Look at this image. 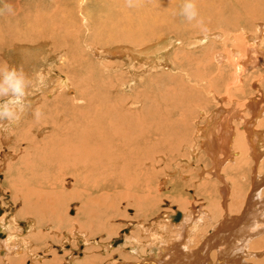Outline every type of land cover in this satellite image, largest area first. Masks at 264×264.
Wrapping results in <instances>:
<instances>
[{
  "label": "rangeland",
  "instance_id": "rangeland-1",
  "mask_svg": "<svg viewBox=\"0 0 264 264\" xmlns=\"http://www.w3.org/2000/svg\"><path fill=\"white\" fill-rule=\"evenodd\" d=\"M149 1L0 0V36H3L5 41L0 46V54L3 56L0 55V58L2 61L4 60L3 73H6H2L0 78L2 84L0 85V127L4 126L0 129V175L3 176V179L0 178V205L5 207V213L0 216V221L6 222L10 228L7 232L0 228V235L6 236L0 238V242L7 239L10 247L18 248L17 251L11 250L13 252L10 254L5 252L6 254L0 255V264H144L150 257L158 255L159 250H153V245L161 243L169 237L181 239L187 235L190 248L198 249L212 237L210 234L219 227V223L227 219L233 218L234 221L235 219H247L250 221L248 222L250 225L254 222L255 225L260 223L258 226L264 224V205H262L264 202L262 203L261 200L264 201V147H260L261 144L264 146V65L260 62L255 66L248 65L250 56L245 50L246 45L254 43L250 42V39L255 37L254 41L257 42L260 49L257 56L260 55L258 58L261 62L264 61V54H262L264 53V6H259L255 0L247 3V8L252 12L262 11L259 16L254 17L247 16L242 8L237 6L235 13L240 11L239 15L235 16L236 19L233 17L234 20L231 24L226 23V25L225 23L220 24L216 18L212 19L206 13L197 10L204 2L203 0H152V3ZM130 6H133V9ZM9 8L11 11H8ZM218 8L223 10L222 7ZM166 9L167 13H170L171 10L175 17L173 22L169 21V18L167 19L170 22L169 26L171 25L169 29L157 32L154 38L146 39L141 47L136 44V48L132 46L133 43L131 45V42L126 40V37H123V34L124 36L126 34L124 33L126 32L125 25L121 21V18L124 17V10H126L125 15L130 10V16L132 15L135 20H138L140 13L143 15L146 11L151 10V12H155L154 14H158L159 10ZM224 13L227 18L226 12ZM99 17L101 18L99 19ZM114 31L115 34H113ZM13 35L15 39L11 40L10 36ZM113 37H116L115 40ZM24 38L27 40H23ZM158 40L162 43L163 41L168 43L172 41L173 45L169 51H161V55L157 54L159 57L156 56L153 63L148 64L146 60L132 58L131 50L146 48V45L153 44V42L161 43ZM129 46L131 47L129 48ZM234 50L238 57L237 60L241 59L238 61L240 66L244 69L240 75L238 74L237 83L234 81L236 79L235 69L228 64L225 57L221 58V54L223 55L224 52L228 57H232L231 54ZM71 62H75L76 65L73 63L70 65ZM207 63L210 65L205 67ZM34 71L40 73L41 80L49 86L47 91L53 89L55 92L46 93L40 87L41 82L37 77L33 81L31 79L27 87L28 98L32 102L28 109L29 115L38 107L36 105L41 104H37L39 100L47 101L38 115L58 122L64 121L67 124L66 128L71 123L80 129L88 128V126L95 127L96 124H99V120L109 116L107 110L114 102L113 96L112 98L107 96V85L111 81L110 79H113L114 84L116 83L119 97H132L135 92H140L139 101L141 104L144 102L145 105L147 101L146 106H149L151 111L160 112L157 113V118L166 113L172 115L174 111L175 114L173 113L172 116L175 120L181 119L183 114L187 115L189 109L182 107L183 102L179 101L180 97L184 95V90L187 92L196 90L197 93H194L195 90L192 92L195 94L192 95L195 98L191 97L192 100L190 99L192 103L190 108H192L191 111L193 110L190 111L191 117H189L190 113L187 115L190 118L187 123L190 136L187 142H183L185 144L173 152L170 157L167 159L164 156L159 157V168L156 169L157 177L152 180L151 185L146 186L150 200L146 201L140 215L137 214L139 211L136 208L129 206L127 199L120 204L112 200L117 207L115 211L109 210L108 206L105 208L103 203L96 206L95 213L99 216L96 226L79 220L81 214L79 215L77 209L80 203L77 202V198L71 203L69 198L64 199L65 201L61 200L59 202L61 206L57 210L48 209L45 211V215L41 216L29 213L28 210L18 211L21 210L23 202L15 192L22 182L28 181L31 167L26 160H22L19 156L13 157V155L21 154L28 145L20 140L14 142V137L4 136L3 132L6 131L7 126L12 124L7 123L10 115L18 114L19 104L16 105L14 94L25 87L26 79L23 80L22 76L35 75ZM69 74L76 76L82 91L89 88L86 95L90 102H87L85 96H73L66 92L68 95L61 98L58 94L62 88L57 84L63 82L65 86H72ZM86 77L88 78L86 79ZM177 79H180L181 82H177ZM85 83L88 85L86 88ZM120 83L123 85L120 86ZM229 83L233 88H229L228 95L226 93ZM164 91H167L165 92L167 96L164 95ZM169 91L170 93H168ZM177 92H181L182 95L176 96ZM37 95L39 98L36 97ZM142 97H145L144 100ZM165 97H168L169 100ZM183 97L186 99L188 95ZM226 98L230 100H224ZM253 100L255 102L251 103ZM148 103L151 104L148 105ZM178 103L181 105L179 106ZM173 106L174 108H172ZM86 107L87 109H85ZM233 111H238L239 120L228 117ZM255 114L257 118L253 121L254 123H251V126L250 124L246 126L245 118H248V115L249 117L255 116ZM91 117L92 119H90ZM225 117L233 121L235 129L225 135L228 136L226 140L228 153L218 152V160L222 163L220 162L219 167H215L213 159L206 154L203 143L211 138L210 132L206 131L209 129L207 127H211L215 120L220 122V120L226 119ZM92 120H95L94 123ZM77 121H81V123H77ZM181 128L183 129V127L176 129L180 130L183 135ZM219 129L221 128L219 127ZM45 131L47 130H37L34 137L42 139L45 137ZM248 132L252 134L251 137L248 136ZM175 136L180 138L177 134ZM248 138L253 140L255 146L253 149ZM222 143L224 145L225 142ZM234 148L235 157L231 153ZM230 155L232 156L229 157ZM31 159L33 165L40 163L36 154ZM65 181L64 189L66 193H70L73 179L66 178ZM255 181L261 183L260 194L263 195H260L259 198L257 194H254ZM26 182L24 185L27 184ZM77 197H79L78 193ZM177 211L188 215L189 219H192L191 222L186 223L185 226H181V222H173L171 215ZM253 212L258 215L253 216ZM32 215H35L36 219ZM13 217L16 219L15 223L12 220ZM32 219L38 221V226L33 229L29 224ZM0 227L2 226L0 225ZM126 230H129L128 234L125 233ZM18 231L21 234L20 237L16 236ZM237 231L238 228L234 232ZM31 232L33 233L31 234ZM240 235L238 233L234 238L232 233L230 238L232 239L231 243L237 240L239 244L244 243H241L243 247L240 246L241 250H238L243 254L242 264L263 262L264 233L260 236ZM22 238L26 239V242H23ZM18 242L21 243L19 244L21 249L17 246ZM114 242L119 243L115 245ZM213 250L216 253L218 249L216 247ZM214 251H211L212 254L210 253L211 255L209 254L208 257L210 264L220 262L213 257ZM152 258L155 259V257ZM230 258H234V256ZM222 261L225 259L222 258Z\"/></svg>",
  "mask_w": 264,
  "mask_h": 264
},
{
  "label": "bare ground",
  "instance_id": "bare-ground-1",
  "mask_svg": "<svg viewBox=\"0 0 264 264\" xmlns=\"http://www.w3.org/2000/svg\"><path fill=\"white\" fill-rule=\"evenodd\" d=\"M151 1L152 0H150L149 3ZM203 1L204 2H202V3L199 2V3H201V6H199V8L197 10L198 11L201 10L202 12H204L207 15H209L210 17H212V19L216 18V21H219L220 24L221 23H223V24L224 23L225 24L230 23L231 24V22H233V20H234L233 17L235 18V16L239 15V13H240V11H238V13H235V9L237 8V6L242 8L243 12L247 16H250V17L259 16L262 13V11L260 9H258V10H260L261 12L257 10L258 12L254 13L247 8V5H248L247 3H250L251 0H230V1L229 0H209V1L203 0ZM255 1L259 4V6H264V0H255ZM196 4H197V2H196ZM130 7H132V9H133V6H130ZM218 7H222L223 10H220ZM149 8H150V6H149ZM165 8H162V9H165ZM217 9H219V10H217ZM152 10H155V9L152 8ZM124 11L126 12V10H124ZM159 11L160 12L158 14H154L155 12H151V10H148L143 15H141V13L139 12L142 17L139 15L140 18L138 20H135L134 17H132V15L130 16V13H129L130 10H129V12H127L129 16L127 15V13L125 15L124 14L125 12H124L123 15H124V17L125 16L126 17L121 18V21L125 25L126 32H124V33H126V34H125V36L123 34V37H126V40L130 41L131 45L133 43L132 46L136 48V44L140 45V47H141V44L143 42H145L146 39H148L150 37L154 38L155 35L157 34V32L169 29L171 25L169 26L168 23H170L169 21L173 22V20H174L173 18H175L174 14L172 13L171 10H170V13H167V9L164 11H162V10H159ZM224 12H226L227 18H225ZM131 14H132V11H131ZM245 14H244V16H245ZM100 18L101 17H99V19ZM111 19H113V18H111ZM167 19L169 21H167ZM96 21H97V19H96ZM215 23H218V22H215ZM230 24H228V25H230ZM115 28H116V26H115ZM105 32H106V27H105ZM120 32H121V30H120ZM122 32H123V30H122ZM32 33H34V32H32ZM117 33H119L118 30H117ZM113 34H115V31ZM1 35H3V34H1ZM32 35H30V36H32ZM34 35H36V34H34ZM107 36H108V34H107ZM111 36H113V35H111ZM120 36L122 37L121 34H120ZM116 37H117V35H116ZM12 38L15 39V36L14 35L10 36L11 40H12ZM115 38L113 37L114 40H115ZM258 38H259V35H258ZM4 39L6 40V38H4ZM25 39L26 38H24L23 40H25ZM113 39H111V40H113ZM255 39H256L255 37H252V39H250L251 40L250 42H254V43H251L250 45L245 46V50L248 51L247 55L250 56L249 61H248V63H249L248 65L255 66V65H258L259 62L264 65V63H263L264 61L261 62V60L258 58V56H260V55L257 56L258 51L260 49L257 46V42L254 41ZM3 41H4L3 36H0V46L2 45ZM8 41H7V43H8ZM156 41H157V39H156ZM158 42L162 43V41H160V40H158ZM169 42H171V43H168L167 41H163L162 44L158 43V44H161L160 46L153 42V44L146 45V48L143 47L141 49L131 50L132 51V54H131L132 58L136 59V60L137 59L146 60L148 62V64L153 63L156 56H158L157 54H160L161 51H169L171 49L173 42L172 41H169ZM130 47L131 46H129V48ZM242 54H244V53H242ZM262 54H264V53H262ZM241 55H239V56H241ZM221 56H222L221 57L222 59L225 57L228 60V64L235 69L236 79L234 77V79H235L234 81L237 83V79L239 77L238 74L240 75L244 70L243 67L240 66V64L238 62L241 59L237 60L238 57L236 55L235 50L231 54L232 57H228L225 54V52L223 53V55L221 54ZM1 57H3V56L1 55ZM160 58H162V57H160ZM242 58H244V57H242ZM130 60H132V59H130ZM14 61H16V60H14ZM3 62H4V60L2 61L0 58V78H1V75H2L3 70H4V63ZM244 62H245V60H244ZM72 63H73V65H76L75 62H71L70 65ZM241 63H242V61H241ZM208 65H210V63H207L205 67H207ZM112 67H114V66H112ZM133 69H135V68H133ZM10 72H12V71H10ZM3 74H6V73H3ZM34 74L35 75H31V76L28 74L22 76L23 80L26 79L24 81L25 87L19 89V92L14 94V96H15L14 101L16 102V105H18V104L20 105V106L18 105L19 111H18V114H16V115L14 113H12L10 115V118L19 119V121L16 123H12L11 125H13V126L8 124L9 127L8 126H7V128L5 127L6 131L3 132L4 136L14 137V142L20 140V141L26 142L28 145L27 149H25L21 154L13 155V157L19 156L22 160L23 159L26 160V162H28V165H30V167H31L30 173L28 172L29 173L28 174L29 176L27 178L28 181L26 182V180H25V182L27 184L24 185L25 182L24 183L22 182V185L19 188H17L16 189L17 191L15 192V194H17L18 197L22 198L21 201L23 202L21 210L19 209L18 211L20 212V211L28 210L29 213H34L37 216H41L48 209L54 210V211H55V209L57 210L61 206V203H59L61 200L65 201V200H67V198H69L68 200L71 203V202H74L78 199L77 202L80 203V206L78 207V204H77V207H78L77 210L79 212V215L81 214L79 220H83L84 223H90L91 226H96L98 223L96 220L99 217L95 213V207L96 206L103 203L105 205V208L108 206L109 210L115 211L117 209V207H116V204H114L115 202L113 203L112 200H115L117 204H120V203H122V201L127 199L129 206H133L134 208H136L139 211L137 214L140 215V213L143 211L145 203H147L146 201L150 200V198H149L150 194H148L146 186L151 185L152 180H154V178L157 177L156 169L158 167V163L160 162L159 157L164 156V157H166V159L168 157H170L173 152L177 151L178 148H181V146L183 144H185L183 142H187V140L190 136L189 125H187V123L189 122V119H190L189 117H191L190 111L192 109V108H190V106H192L190 99L192 100L191 97L195 98L192 95H195L194 93L196 92V90L195 89L192 90V92L195 90L194 93L187 92L184 90L185 97L188 95V98H186V99L183 97L184 95H182L181 92H180L181 94L179 92H177V94L174 93L176 96L182 95V97H180L179 101L183 102L182 107H186L187 109H189L187 112V115L190 113L189 117H187L186 114H183L184 116L181 119L175 120L174 117L172 116L175 114L174 113L175 111L173 110L174 114L172 113V115H171L170 113H166V114L161 115L159 118H157L156 117L157 113H160V112L151 111L152 109L149 106H146L147 101L145 102V105L143 104L144 102L142 103L143 104L142 105L141 102L139 101V99H140L139 98V93H140L139 91L140 90L138 91L139 93L135 92L132 97L131 96L130 97L121 96V95H120L121 97H119L118 93H117L118 87L115 86L116 83L114 84L113 79H110L111 81L107 85V96H110L111 98L113 96L114 102H112L111 106H109L110 108L107 110V115H109L108 116L109 118L106 116L103 117L102 120H99V124H96V125L94 124L95 127H93V126L89 127L88 126V128L80 129V127H76V125H73L74 123L73 124L71 123V125L66 128L65 125L67 126V124L64 121L58 122L56 120H51V118L41 117L40 115H38V112L41 110L42 107H45V104L47 103V101L41 102V100H39V101L37 100L38 101L37 104H39V103H41V104L36 105V106H38L37 108H35L36 106L35 107L33 106L35 108V110L32 111L31 115H29L28 109L30 108V106H31L30 103H32V102L29 101L30 99L28 98L27 87H28V83L31 79L33 81V79L35 77H37L39 79V81L41 82L40 87L46 93H51L54 91L53 89L47 91L49 86L47 85V83H45L44 81L41 80L42 76L40 75V73L38 74L37 72H35ZM169 74H170V72H169ZM61 75H63V74H61ZM124 75H125V73H124ZM69 76L71 79L72 86H70V87L65 86V83H63V82L61 84H57L58 87L62 88L59 92L57 91L58 94L61 96V98H62V96L67 94L66 92H68V94L73 95V96L80 95L82 97L85 96L84 98H87L88 96L86 94L88 93L89 88H87V89H85V88L88 87V85H86V83H85V85H86L84 88L85 90L82 91L83 89H81L79 83H77V80L75 78L76 76L70 75V74H69ZM122 76H123V74H122ZM170 76H172V75H170ZM14 77H15V75H14ZM16 77H17V75H16ZM91 77H93V76H91ZM125 77H126V75H125ZM240 77H242V76H240ZM87 78L88 77H86V79ZM9 79H10V77H9ZM119 79L121 80V78H119ZM177 80H178L177 82H181L180 79H177ZM211 81H212V79H211ZM121 84L122 83H120V86L123 85V84L122 85ZM178 84L179 83H177V85ZM180 84H182V83H180ZM241 84H242V82H241ZM0 85H2V84L0 83ZM93 85H94V83H93ZM239 85H240V83H239ZM190 86L192 87V85H190ZM101 87H102V85H101ZM50 88H51V86H50ZM165 88H167V87H165ZM183 88L185 89V86H183ZM197 88L198 87L196 86V89ZM229 88L230 89L233 88L230 85V83L228 84V92L226 93L228 95L230 92ZM102 90H104V89H102ZM161 90H160V92H162ZM170 91L168 93H170ZM165 92H167V91H164V95H166ZM89 93H90V91H89ZM113 94H115V95H113ZM100 95H102V94H100ZM127 95H128V93H127ZM38 96L39 95H37L36 97H38ZM196 96H197V94H196ZM65 97H64V99L67 98V97L66 98ZM161 97H163V95H161ZM142 98L144 100L145 97H142ZM165 98L168 99V97H165ZM169 98H170V96H169ZM173 98H175V97H173ZM230 98H232V97L230 96ZM86 100H87V102H90V101H88V98ZM224 100H230V99L226 98ZM44 101H45V99H44ZM96 101H98V100H96ZM159 101H160V99H159ZM176 101H174V102L176 103ZM253 102H255V101L253 100L251 103H253ZM149 104H151V103H148V105ZM178 105H179V103H178ZM159 106H161V105H159ZM175 106H176V104H175ZM157 108H155V109H157ZM160 108L162 109V107H160ZM168 108H169V106H168ZM172 108H174V106ZM175 108L177 109V106ZM85 109H87V107ZM165 109L168 110L167 108H165ZM194 109H196V108H194ZM180 110H181V108H180ZM93 112H95V111H93ZM89 113H88V116L90 115ZM183 113H185V112H183ZM95 114H96V112H95ZM177 114L178 113L176 112V115ZM237 114H238V111H233V112H231V115H229L228 117L235 118V119L239 120L240 117ZM89 117H88V119H89ZM247 117L248 118H245V116L243 117V119L245 118V122L247 124L246 126H248L249 124L251 126V123H254L253 121L257 118V115L255 114V116L252 115L250 117L248 115ZM90 119H92V117ZM241 119H242V116H241ZM103 120H106V122H103ZM93 121H95V120H92V122ZM74 122H75V120H74ZM89 122H90V120H89ZM7 123H9V122H7ZM77 123H81V121H79V122L77 121ZM82 124H83V121H82ZM89 125H91V124H89ZM234 125L235 124H233V121H231V119L226 118L224 120H220V122H217L215 120V122L212 124V126L210 125L211 127H209V126L207 127L209 129H207L206 131L210 132L209 136L211 138H209L205 143H203V148L206 151V154L210 158L213 159L212 161H213L215 167H219L220 162L222 163V161L218 160V155H217L218 152L219 151L220 152L225 151L224 154L228 153V147H227L228 142L226 141L228 136H225V135H227L229 132H232L235 129ZM2 127H4V126L2 125L0 127V129H2ZM162 127H164V130H162ZM177 127H183V129L181 128L183 130V135L181 134L180 130L176 129ZM219 127L221 129H219ZM247 128H250V127H247ZM217 129H219V130H217ZM37 130H40V131L41 130H47V131H45L46 134L44 135L45 137L47 136V138L43 137L42 139H38V138L34 137V133ZM201 130H203V129H201ZM248 131H250V130H248ZM176 134L180 138L175 136ZM251 135L252 134L248 132V136L251 137ZM181 136H182V138H181ZM250 139H252V138H248V140L250 141V144H251L252 149H253L255 146L253 144V140H250ZM237 140H239V139H237ZM223 141L225 142L224 145L222 143ZM260 147L262 148L264 146L261 144ZM236 149H237V147H236ZM19 153H20V151H19ZM231 153L233 154V156L236 155L235 148L231 150ZM35 154H36L38 160L40 161V163L33 165V164H31L32 163L31 158ZM231 156L232 155H230L229 157H231ZM223 158H225V157H223ZM161 160L163 162V159H161ZM231 160H233V159L231 158ZM225 161H227V160H225ZM162 165H163V163H162ZM8 168L11 169V167H8ZM159 172H160V170H159ZM4 175H5V173H4ZM0 178L3 179V176L0 175ZM66 178L73 179L72 191L71 192L69 191L70 193H66L64 186H63L64 183L66 182L65 181ZM263 179H264V177H263ZM21 180H23V179H21ZM259 183L260 182L255 181V183H254L255 187H253L255 189L254 194L255 195L257 194L258 198L260 195H263V194H260L261 183L260 184ZM263 183H264V181H263ZM152 191H154V190H152ZM77 193L79 194V197H77ZM261 200L263 203L264 202L263 199H261ZM70 203H69V205H70ZM262 205H264V203ZM263 208H264V206H263ZM0 209H2L5 213V207L3 205H0ZM249 212H251V211H249ZM4 213H2V211H1L0 216H2ZM52 213L54 214V212H52ZM178 213L180 214V219L176 220ZM35 215H32L34 217V219H36ZM252 215L255 216L256 213L253 212ZM257 215H258V213H257ZM171 217H172L171 219L173 220V222L174 221L177 223L181 222V224H180L181 226L182 225L185 226L186 223L191 222V220H192L191 218L189 219L188 215H186L185 213H181L179 211H177L174 215H171ZM174 218H175V220H174ZM0 219H1V217H0ZM34 219H32L31 223H29V224H31V229L38 226V221H36ZM232 219H227L224 222L219 223V227L217 226L218 228L217 229L215 228V230L212 232V234H210V235H212V237L210 236L211 238L209 237L210 239L205 241L202 244V246L198 247V249H191L190 248V242L186 238V237H188L187 235H185V236L182 235L183 238H181V239L179 238L180 240L176 239V238L169 237L168 239L164 240L161 243L154 244L152 249L153 250L158 249L159 250L158 255L152 256V257H155V259L150 257V259L146 260L144 264H210V262H208L209 261V259H208L209 254L211 253V251H214L213 249H215L216 247L218 250L216 253L214 251L213 257L217 259L216 261H220V262H218V264H242V258H243L242 255L243 254L238 250H241V247H243L241 245V243H243V242H241L239 244V241L237 240L236 242L231 243L232 239L230 237H231L232 233H233V237L236 236L238 233L241 234L240 236H244L246 234H250L251 236L252 235L253 236L259 235L260 236V234L264 233V224H261L260 226H258L260 223L258 225H255V222H254V224L250 225V224H248V222H250V221L247 219H245V220L243 219L244 221L238 220V219H235V221H234ZM12 220L14 223L16 222V219L14 217ZM0 222H1L0 225L2 226L0 228H3L4 231L7 232L10 229L9 225L6 222H3L2 220ZM256 222H257V220H256ZM243 223H245V224H243ZM168 226L171 227L170 224H168ZM237 228H238L239 232L238 231L234 232ZM126 231H125V233L128 234L129 230H126ZM32 233L33 232H31V234ZM188 234H190V233L188 232ZM16 236H18V237L21 236L19 231L16 233ZM35 236H36V233H35ZM22 240H23V242H26V239L22 238ZM114 243H115V245H117L119 242H114ZM19 244H21V243L18 242L17 246H19ZM222 245H224V246H222ZM19 248L21 249V246H19ZM1 250H4V251L1 252ZM11 250L17 251L18 248L16 249V247H15V249H14V248L10 247L7 239H4V240H2V242H0V255L6 254L5 252L10 254L13 252ZM252 254H254V253H252ZM231 256H234V258H230ZM222 258L225 259V261H222ZM259 264H264V260H263V262H259Z\"/></svg>",
  "mask_w": 264,
  "mask_h": 264
},
{
  "label": "clouds",
  "instance_id": "clouds-1",
  "mask_svg": "<svg viewBox=\"0 0 264 264\" xmlns=\"http://www.w3.org/2000/svg\"><path fill=\"white\" fill-rule=\"evenodd\" d=\"M8 11H11V9L9 8ZM17 86H18V85H17ZM18 121H19V119H12V118H9V119H8L9 124H11V123H16V122H18Z\"/></svg>",
  "mask_w": 264,
  "mask_h": 264
},
{
  "label": "water",
  "instance_id": "water-1",
  "mask_svg": "<svg viewBox=\"0 0 264 264\" xmlns=\"http://www.w3.org/2000/svg\"><path fill=\"white\" fill-rule=\"evenodd\" d=\"M0 213H1V211H0ZM179 219H180V214L178 213L177 217H176V220H179Z\"/></svg>",
  "mask_w": 264,
  "mask_h": 264
},
{
  "label": "crops",
  "instance_id": "crops-1",
  "mask_svg": "<svg viewBox=\"0 0 264 264\" xmlns=\"http://www.w3.org/2000/svg\"><path fill=\"white\" fill-rule=\"evenodd\" d=\"M5 237H6V236H5V235H3V234H2V235H0V238H5Z\"/></svg>",
  "mask_w": 264,
  "mask_h": 264
},
{
  "label": "flooded vegetation",
  "instance_id": "flooded-vegetation-1",
  "mask_svg": "<svg viewBox=\"0 0 264 264\" xmlns=\"http://www.w3.org/2000/svg\"><path fill=\"white\" fill-rule=\"evenodd\" d=\"M2 211V213H4V211L2 209H0Z\"/></svg>",
  "mask_w": 264,
  "mask_h": 264
}]
</instances>
